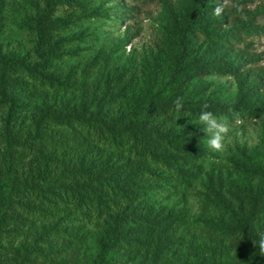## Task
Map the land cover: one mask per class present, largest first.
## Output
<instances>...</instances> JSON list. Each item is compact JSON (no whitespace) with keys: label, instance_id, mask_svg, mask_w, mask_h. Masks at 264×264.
I'll list each match as a JSON object with an SVG mask.
<instances>
[{"label":"trees","instance_id":"1","mask_svg":"<svg viewBox=\"0 0 264 264\" xmlns=\"http://www.w3.org/2000/svg\"><path fill=\"white\" fill-rule=\"evenodd\" d=\"M156 1L140 57L127 31L93 48L89 23ZM104 2L0 0V264H264V129L222 170L198 122L203 110L228 125L264 117V67L246 66L264 2ZM213 77H232L233 94Z\"/></svg>","mask_w":264,"mask_h":264},{"label":"rangeland","instance_id":"2","mask_svg":"<svg viewBox=\"0 0 264 264\" xmlns=\"http://www.w3.org/2000/svg\"><path fill=\"white\" fill-rule=\"evenodd\" d=\"M100 1V0H96ZM105 1V6H111L113 4L118 5H127L130 3V0H101ZM264 0H251L249 9H254L263 3ZM229 3V0L226 4ZM158 12L159 5L158 2H152L148 5L141 7V10L131 18H124L122 21H108V22H91L89 23V30L94 31L96 35L92 36L90 43L93 48L98 46L107 47L112 41L117 38H120L124 32H131L133 36L130 38L128 45L126 46V52L132 51L136 58L140 57L142 53L148 51L153 43L156 35L158 33ZM260 22L264 23V17H261ZM87 24V23H86ZM14 30L11 24H7L6 29L4 30V42L8 43L10 47L16 45L13 42V36L8 32ZM22 35V33H19ZM253 41V47L251 51L259 55V61L255 65L247 64L246 66L252 67L253 70L264 67V35L256 37ZM66 64L68 61L66 60ZM207 80L212 81L214 85L224 88V95L230 96L235 91V83L232 77L226 78H207ZM229 133L224 141V150L223 151H214L218 154L219 159L215 161V166L220 167L222 170L226 168V159L228 156L234 155V144L245 145L248 148L258 145V141L262 135V130L264 129V117L258 121H252L244 125L239 123H234L229 125ZM157 199L162 202H171L167 196V193L159 192L156 194ZM200 197L198 195L189 194L187 196V209L191 215H198L200 212ZM183 203H178V207L182 206Z\"/></svg>","mask_w":264,"mask_h":264},{"label":"clouds","instance_id":"3","mask_svg":"<svg viewBox=\"0 0 264 264\" xmlns=\"http://www.w3.org/2000/svg\"><path fill=\"white\" fill-rule=\"evenodd\" d=\"M228 0H225L227 3ZM233 7L239 10V4H233ZM223 6H217L214 9L216 15H220L223 12ZM175 109L180 112L183 109V100L181 97H177L175 102ZM207 106H205L206 109ZM198 122L202 126L203 131L206 133V143L209 149L212 151H223L224 141L229 133V125L222 118H217L211 111L203 110L198 115ZM254 244L259 249V255L264 257V234L260 235L258 241H254Z\"/></svg>","mask_w":264,"mask_h":264}]
</instances>
